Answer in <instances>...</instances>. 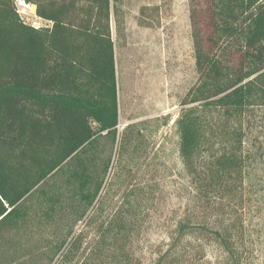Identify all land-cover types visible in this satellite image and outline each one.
Listing matches in <instances>:
<instances>
[{
  "label": "trees",
  "instance_id": "16d2710c",
  "mask_svg": "<svg viewBox=\"0 0 264 264\" xmlns=\"http://www.w3.org/2000/svg\"><path fill=\"white\" fill-rule=\"evenodd\" d=\"M23 1L35 5V14L51 25L34 27L18 14L15 0H0V264H33L32 253L21 252L24 244L15 241L36 232L44 233V264L83 260L84 231L91 226L99 241L89 247L93 256L80 264H128V236L136 226L132 213L120 210L99 221L114 150H137L129 149L135 137L128 128L118 129L112 25L118 39L122 0ZM208 6V48L193 22L198 77L180 103L175 126L191 204L227 214L221 211L227 197L246 204L245 180L255 161L244 138L252 109L264 106V0H208ZM195 15L191 6L190 18ZM10 107L22 126L21 142L34 149L45 138L33 133L35 128L48 131L57 121L74 120L81 127L30 175L13 179L1 165L22 144L2 119ZM189 219L176 224V236L157 264L190 233L215 240L231 264L242 263L240 223L217 228Z\"/></svg>",
  "mask_w": 264,
  "mask_h": 264
},
{
  "label": "rangeland",
  "instance_id": "374dc122",
  "mask_svg": "<svg viewBox=\"0 0 264 264\" xmlns=\"http://www.w3.org/2000/svg\"><path fill=\"white\" fill-rule=\"evenodd\" d=\"M15 2L18 14L26 23L34 27L51 25L35 14V5L32 11V4L29 7L18 0ZM191 6L196 11L194 20L190 18ZM122 8L124 20L118 39L112 25L116 41L118 129L126 132L128 128V133L135 137L129 149L135 145L137 150L126 153L114 150L101 195L104 209L99 221L120 210L132 213L136 226L128 236L127 248L132 259L128 264H157L176 236V224L189 219L190 212L194 216L189 220L212 227L220 228V223H240L244 227L240 242L241 264H264V106L252 109L244 138L245 149L255 152L249 180H245L249 192L245 193L246 204L227 197L221 205V211L227 214L219 210L212 214L202 207H194L178 152L175 121L181 112V101L198 77L193 22L206 47V38L212 30L208 0H122ZM237 59L238 55H234L232 62ZM16 118L17 113L10 107L2 119L20 138L22 126ZM80 127V121L74 120L69 125L57 121L49 125L48 131L35 128L33 133L45 137L41 148L28 147L20 138L22 144L2 158L6 176L16 179L30 175ZM127 200H131V206ZM81 227L82 223L78 224L77 228ZM93 227L84 231L87 250L81 257L83 260L86 255L93 256L89 247L99 241ZM43 235L36 232L15 241L24 244L21 252L32 253L33 264L45 262L41 246ZM83 260L75 258L71 264H80ZM162 264H231V261L218 242L190 233L183 236L178 248L168 252Z\"/></svg>",
  "mask_w": 264,
  "mask_h": 264
},
{
  "label": "bare ground",
  "instance_id": "6f19581e",
  "mask_svg": "<svg viewBox=\"0 0 264 264\" xmlns=\"http://www.w3.org/2000/svg\"><path fill=\"white\" fill-rule=\"evenodd\" d=\"M21 4H23V3L21 2ZM25 5H27V4H24V6H25ZM30 6H31V5L29 4V7H30ZM31 9H32V11L34 10V5L31 6Z\"/></svg>",
  "mask_w": 264,
  "mask_h": 264
},
{
  "label": "built area",
  "instance_id": "2783aa9c",
  "mask_svg": "<svg viewBox=\"0 0 264 264\" xmlns=\"http://www.w3.org/2000/svg\"><path fill=\"white\" fill-rule=\"evenodd\" d=\"M18 2H22L23 4H28V3L24 2L23 0H18Z\"/></svg>",
  "mask_w": 264,
  "mask_h": 264
}]
</instances>
